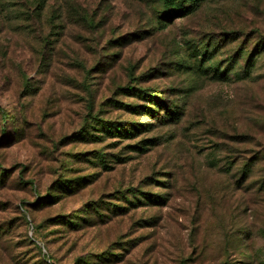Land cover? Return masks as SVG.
<instances>
[{
  "label": "rangeland",
  "instance_id": "rangeland-1",
  "mask_svg": "<svg viewBox=\"0 0 264 264\" xmlns=\"http://www.w3.org/2000/svg\"><path fill=\"white\" fill-rule=\"evenodd\" d=\"M185 1L0 0V264H264V0Z\"/></svg>",
  "mask_w": 264,
  "mask_h": 264
},
{
  "label": "trees",
  "instance_id": "trees-1",
  "mask_svg": "<svg viewBox=\"0 0 264 264\" xmlns=\"http://www.w3.org/2000/svg\"><path fill=\"white\" fill-rule=\"evenodd\" d=\"M190 5H191V3H189V5H188V3H186L185 0H180L179 8L178 9L177 8L173 9L172 13L173 14H177L179 12L183 13V12H185V10L189 9ZM163 16H164L165 19H169V17H170V15H167V14H163ZM259 44H261V43H259ZM259 44L256 45L254 53L250 54V56L247 58L246 62H250L253 58H255L260 53V50L264 49V39L262 41V45L260 46ZM137 92L145 95L144 92H141V91H137ZM149 98H150L151 102H153V104L155 106H157V108H164L163 110H165V112L167 114L173 115L172 109L171 108L170 109L166 108V105L164 104L162 97H157L156 95H152V96H149ZM172 108H175V107H172ZM150 112H152V111H150ZM6 118H7L6 116H3L4 123L6 122ZM91 122H96V123H98L99 127L102 126V127L106 128V130L108 129V133H109V130L116 131L118 134L120 132L124 131L123 124H119L118 123V125H114L111 122L101 123V121H99L96 118H93ZM96 127H97V124H95L94 126L90 125V127H88L89 132L91 133V131H96ZM4 132L5 131L2 130V133H4ZM2 135H4V134H2ZM39 201L40 200H37V202H39Z\"/></svg>",
  "mask_w": 264,
  "mask_h": 264
}]
</instances>
